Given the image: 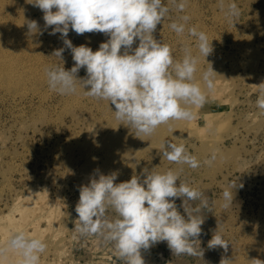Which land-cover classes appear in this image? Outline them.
Instances as JSON below:
<instances>
[{
  "label": "rangeland",
  "instance_id": "374dc122",
  "mask_svg": "<svg viewBox=\"0 0 264 264\" xmlns=\"http://www.w3.org/2000/svg\"><path fill=\"white\" fill-rule=\"evenodd\" d=\"M29 2L0 0V245L23 229L47 244L40 264H123L112 244L75 231L79 188L100 174L116 173L118 184L133 175L142 180L144 169H171L179 172L177 185L187 183L209 201V208L199 213L204 223L195 242L203 255L176 256L162 241L141 250L145 264L264 262V111L256 105L257 86L264 83V0H224L225 6L235 2L239 8L231 22L219 0H187L183 12L164 0L170 11L154 38L171 47L175 60L191 48L199 60L196 82L207 99L193 109L192 121H171L138 137L115 118L114 105L85 96L79 83L73 95L50 90L45 68L70 70L74 61L60 34H49L44 13ZM184 15L191 17L186 27L195 26L211 41L213 51L206 60L187 30L181 36L169 27L183 22ZM31 21L38 24L35 33L28 28ZM67 39L96 51L109 37L70 29ZM60 48H65L62 60L54 55ZM211 66L217 74L208 91L201 76ZM86 75L81 68L77 78ZM166 141L184 144L200 166L169 162L162 156ZM213 152L217 159L204 164ZM234 183L232 205L224 208L223 191ZM174 199L186 217L183 198ZM189 203L195 207L199 201ZM106 215L111 220L117 214L109 209ZM216 231L229 243L227 251L208 247ZM11 258L9 264H15L16 257Z\"/></svg>",
  "mask_w": 264,
  "mask_h": 264
},
{
  "label": "clouds",
  "instance_id": "9594fccd",
  "mask_svg": "<svg viewBox=\"0 0 264 264\" xmlns=\"http://www.w3.org/2000/svg\"><path fill=\"white\" fill-rule=\"evenodd\" d=\"M43 13L45 27H51L50 35L60 34L63 44L71 51L74 66L70 70L59 65L45 68L50 90L60 95L77 94V86L84 95L108 101L115 107V118L135 129V135L150 136L157 128L171 121H192L193 109L200 108L207 96L201 84L196 82L198 57L190 47L184 48L181 60H175L172 49L154 38L157 25L169 14L164 0H30ZM178 11L183 12L187 0H172ZM219 7L230 22L240 15L235 2ZM183 22L173 21L169 27L177 35L187 30L196 40V47L205 60L213 48L207 34L195 26L186 27L190 16ZM31 32L38 31L36 21L28 23ZM76 34L103 33L109 37L93 51L86 45L74 46L67 39L69 30ZM43 34L42 32L40 33ZM138 46L133 48L136 41ZM123 50V51H122ZM65 48L55 50L62 60ZM81 68L86 78L78 79ZM212 66L202 73L201 79L208 91L214 87ZM217 74V73H215ZM89 90L85 91V88ZM257 107L264 111V83L257 86ZM162 156L169 162L187 164L195 169L200 161L191 155L184 144L166 141ZM217 154L204 161L211 166ZM182 171V169H181ZM144 178L133 175L126 182L114 183L117 174H100L79 188L78 214L75 231L80 236H96L113 245L123 264H145L141 250L166 241L176 256H202L195 242L202 234L204 218L199 213L209 208L204 194L187 183L179 182V172L143 170ZM235 183L223 191L224 208L232 205ZM242 187V185H241ZM174 198H183L186 217L177 210ZM199 201L195 207L189 202ZM114 210L115 219H109L108 210ZM229 243L216 231L208 242L209 248L217 246L225 251ZM47 244L42 238L29 235L20 229L10 233L0 245V264H9L12 256L15 264H40ZM254 264H264L259 259ZM220 264H231L222 259Z\"/></svg>",
  "mask_w": 264,
  "mask_h": 264
},
{
  "label": "bare ground",
  "instance_id": "6f19581e",
  "mask_svg": "<svg viewBox=\"0 0 264 264\" xmlns=\"http://www.w3.org/2000/svg\"><path fill=\"white\" fill-rule=\"evenodd\" d=\"M12 259V258H11Z\"/></svg>",
  "mask_w": 264,
  "mask_h": 264
}]
</instances>
